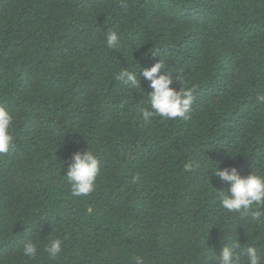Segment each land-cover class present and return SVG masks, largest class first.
Returning a JSON list of instances; mask_svg holds the SVG:
<instances>
[{
  "label": "trees",
  "instance_id": "16d2710c",
  "mask_svg": "<svg viewBox=\"0 0 264 264\" xmlns=\"http://www.w3.org/2000/svg\"><path fill=\"white\" fill-rule=\"evenodd\" d=\"M159 58L195 89L188 120L145 123L149 82L137 92L114 78ZM258 94L264 0H0V105L15 117V147L0 154V264H214L227 239L264 256V216L227 212L217 193L230 185L209 175H264ZM88 147L100 175L74 197L64 175Z\"/></svg>",
  "mask_w": 264,
  "mask_h": 264
},
{
  "label": "clouds",
  "instance_id": "9594fccd",
  "mask_svg": "<svg viewBox=\"0 0 264 264\" xmlns=\"http://www.w3.org/2000/svg\"><path fill=\"white\" fill-rule=\"evenodd\" d=\"M106 46L110 50L119 51L120 37L116 31L104 33ZM121 52V51H120ZM154 57L159 56L152 52ZM160 57V56H159ZM167 69L161 58L150 67H140L139 71L124 67L114 73L116 81L125 84L129 89L143 92L141 77L148 81L151 89L147 93L148 107L141 108L143 121L151 123L156 117L161 120H188L192 106L196 100L195 89L185 84L182 74L165 71ZM257 103H264V94H258ZM15 117L4 105H0V154L9 153L15 147L13 134V121ZM67 174L64 175L71 186V195L74 197L89 196L95 191L96 181L101 171V164L96 153L89 147L81 152H74L69 158ZM194 162L189 161L184 165L185 172H191ZM210 177H218L222 182L230 185L228 191L219 190L217 199L220 206L229 213H239L241 218L251 215L253 220L264 216V175L258 174L255 169L248 175H242L237 167L230 166L211 170ZM140 177L133 176L131 182L138 183ZM219 255H214L211 260L214 264H242V256L247 259L244 264H264V256L254 245L242 248L239 239L229 240ZM64 250V240L51 239L45 245L44 251L50 259L59 258ZM38 254V245L32 241L24 244L23 255L34 259ZM133 264H145L141 256L134 258Z\"/></svg>",
  "mask_w": 264,
  "mask_h": 264
}]
</instances>
